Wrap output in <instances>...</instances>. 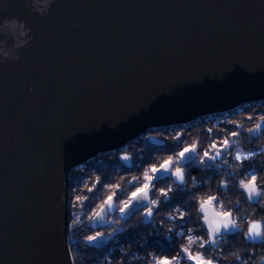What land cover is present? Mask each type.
Here are the masks:
<instances>
[{"label":"water","instance_id":"1","mask_svg":"<svg viewBox=\"0 0 264 264\" xmlns=\"http://www.w3.org/2000/svg\"><path fill=\"white\" fill-rule=\"evenodd\" d=\"M31 4L0 0V49L27 39L5 20L31 37L16 60L0 55V264H73L70 170L116 150L130 167L122 151L148 130L264 100V0H53L43 15Z\"/></svg>","mask_w":264,"mask_h":264},{"label":"trees","instance_id":"2","mask_svg":"<svg viewBox=\"0 0 264 264\" xmlns=\"http://www.w3.org/2000/svg\"><path fill=\"white\" fill-rule=\"evenodd\" d=\"M264 116V100L250 102L228 112L215 114L210 117H223L229 121L223 125L231 132L233 141L238 145L242 141L238 150L245 152L249 149L255 150L258 147H248L246 141L242 140L244 133L237 128L253 129L257 123H264L260 117ZM206 117H199L195 120H203ZM234 129V130H233ZM156 130H149L153 133ZM158 136L164 135V128L158 129ZM233 133H236L233 136ZM197 132L182 133V136H193ZM220 135L223 133L220 132ZM251 135L257 139L264 138V128L260 131H251ZM184 140L172 141L170 144L161 147H153L148 144L143 137L132 140L126 144L124 152L130 157V167H125L119 160V151L101 153L92 158L91 161L83 164L79 168L72 169L67 176V232L68 243L74 264H152V258L169 259L181 251L186 243L185 237L188 234L200 235L206 238L205 230L201 227V222L196 213L195 198L187 200L185 205L181 204V211H184L183 219L177 216L175 221H169L164 216L162 209L156 211L153 228L151 224L139 221L136 215L126 219H120L116 215H108V210L117 209L122 202L127 201L129 195L143 180V174L155 166L159 167L171 156L170 151L180 152ZM260 143L259 145H261ZM262 162L256 166L258 183L264 179V152ZM132 177H137V181L130 183ZM99 180V183L96 181ZM120 185L119 194L114 197L113 205L106 211L107 218L104 226H96L91 222L94 213L100 209L107 197L115 191L112 187ZM89 188L93 189L89 191ZM83 199L77 203L76 197ZM255 209L251 219H261L264 227V207L260 204L250 206ZM164 208V207H163ZM239 217V215H237ZM112 218V219H111ZM239 219V218H238ZM76 221L75 224L72 222ZM119 221V223H117ZM171 226V227H170ZM193 231L189 233L188 229ZM183 232V236L177 233ZM102 235L105 242L99 248L88 246L85 242L89 237ZM219 246L213 250L211 246L200 249L201 252L207 250L214 262L221 255H228L231 252L239 251L242 258L251 257L249 264H257L258 257L264 255V244L258 240H249L238 234L226 236L218 239ZM196 251L195 246L192 247ZM133 256L139 259H132ZM180 264H193L191 261L180 260ZM221 264H229L228 261H221Z\"/></svg>","mask_w":264,"mask_h":264},{"label":"flooded vegetation","instance_id":"3","mask_svg":"<svg viewBox=\"0 0 264 264\" xmlns=\"http://www.w3.org/2000/svg\"><path fill=\"white\" fill-rule=\"evenodd\" d=\"M237 108V107H236ZM222 114V113H221ZM229 120L224 119L223 117H209L204 118L203 120H193L191 122L181 124V125H174L164 127V135L158 136V129L153 131V133H145L140 137H143L144 140L148 142L149 145L155 147H161L166 144H170L172 141L177 140V137L180 139H188L184 140L183 144L181 145V151H183L184 147H189L192 145L197 146V151L191 154V159L187 162L188 164L184 163H174L172 168L169 169L166 177L160 180H153L150 182L152 187L149 192V199L156 200V205H150L153 209L152 216L149 217V220L145 224H151V228H153L156 211L158 209H162L164 212V216L167 220L175 221L177 216L183 219L180 216V213L175 211V209L187 202L189 199H194L196 202V213L200 222L202 221V215L199 211V201L197 197L201 194L212 195L215 194L217 199L213 201L212 206L214 210L224 211L230 210L235 216L239 215L243 212L247 215L248 210L252 209L250 206H256L258 204H248L246 197L241 195L242 189L238 188L239 180L245 178L246 176H250V174L255 173L257 175L256 166L262 162V153L264 152V138L257 139L251 135V131L249 129L237 128L238 131L245 134L242 137V140H245L248 147H258L259 149L255 150H247L242 152L238 150L241 147L242 141L238 143V145L233 141L232 136L227 134L231 132V130L222 127L221 125L225 126L224 124L227 123ZM254 129V128H253ZM234 130V129H233ZM187 132H197L196 135L191 136H182V133ZM222 132L223 134L220 135L219 133ZM152 135L157 139L163 141L162 145H153L148 141V137ZM176 138V139H175ZM175 139V140H174ZM227 139L230 142V147H223L222 142ZM262 143L261 145H259ZM215 144L217 145L216 149H213L211 146ZM216 150L221 151V155L216 157L215 159H209L203 155L204 152H209L211 155H214ZM237 151H240L244 154L247 153H255L251 159L241 161H236L234 159ZM125 153L124 151H122ZM120 153V151H119ZM171 158H175L177 153L170 151ZM119 155V154H118ZM188 155V154H186ZM169 159V158H168ZM167 159V160H168ZM226 161L227 163H225ZM239 165V167H236ZM175 167H183L184 168V175L186 183L180 184L176 178L172 175V171ZM154 177V173H152ZM192 177L196 178L197 186L195 188L191 187ZM221 179H224L227 182L226 190L220 184ZM258 182V180H257ZM144 180L140 182L138 186H142ZM259 184V183H258ZM169 185L172 187V191L168 192L167 196L161 193V189L167 191ZM137 186V187H138ZM135 191V189H134ZM131 195V194H130ZM129 195V197H130ZM128 197V198H129ZM239 198L240 206L237 208L235 201ZM128 200V199H127ZM231 201V202H230ZM144 204H148V201H144ZM223 203L224 207L221 208V204ZM121 205L117 209L108 210V215H116V217L120 219H126L131 217L133 214L136 215L139 221L143 222V218L146 215V208L135 209L129 217H125L123 213L120 211ZM164 207V208H163ZM180 211H181V207ZM184 212V211H182ZM171 214V215H170ZM107 213L101 220L102 223L106 222ZM112 219V218H111ZM237 223H241L240 219H237ZM202 224V223H201ZM247 224H244V228L238 231H234L232 234L223 235L218 237L217 239L224 238L226 236L238 234L240 236H244V231H246ZM205 230V229H204ZM206 232V231H205ZM245 237V236H244Z\"/></svg>","mask_w":264,"mask_h":264},{"label":"snow or ice","instance_id":"4","mask_svg":"<svg viewBox=\"0 0 264 264\" xmlns=\"http://www.w3.org/2000/svg\"><path fill=\"white\" fill-rule=\"evenodd\" d=\"M260 120L262 122H264V116H261ZM262 128H264V123H257L255 125V128L254 129H250V131H260ZM235 135H236V133H233V136H235ZM177 142L178 143L180 142V137H177ZM222 144H223V147H225V148L230 147V142L227 139H225L222 142ZM211 147L213 149H216L217 145L213 144ZM196 151H197V146L196 145H192V146H189V147H184L183 151H180L174 159L171 158V159L165 160L160 165L159 168L153 166L150 169V172L151 173H158L161 169H163L164 171H169V169L172 168L174 163L188 164L187 162L191 159V154L195 153ZM238 153H239V155H238ZM186 154H188V155H186ZM247 154L248 155H245L244 153H242L240 151H237L234 159L236 161H241V166H243L242 165L243 161L249 160V159L252 158L253 155H255V153H247ZM203 155L205 157L209 158V159H215L216 157H219L221 155V151L220 150H216L214 155H211L209 152L206 151V152L203 153ZM124 159L127 160L128 157L125 156ZM224 162L227 163L226 161H224ZM176 168L177 167H175L174 169H176ZM180 168L183 170L181 175H183L185 177L184 168L183 167H180ZM172 175H173V171H172ZM253 175H255V173L250 174V176H253ZM153 178L154 177L152 175H149L148 171H146L143 174V179H144L143 185L135 187V191L131 192V195L128 198V200L122 202L123 206L120 208V211L122 209V211H121L122 213H124L125 210H128V212L130 213L133 208H135V209L146 208L152 214L153 209H152V207L150 205H152L151 202L153 200L149 199V192H150V189L152 187L150 182L153 180ZM137 179H138L137 177H132L131 181H129V182L130 183H134L135 181H137ZM96 183H99V180H97ZM112 187L115 189V191H113V193L107 197V200L104 201V204L101 205L100 209L97 210L93 214L94 217L100 216L102 212L107 211L108 209H110L112 207L113 202H114V197H116L119 194L120 185H114ZM259 187L261 189H264V187H261L260 185H259ZM92 190L93 189L89 188V191H92ZM145 196H147V199L145 198ZM82 199H83L82 197L77 196L76 197L77 203H79ZM252 199H253V203L252 204H260V201L264 200V191L261 192L259 198L253 197ZM144 201H148V204H144L143 203ZM207 203L212 204L213 201H209ZM237 208H239L238 205H237ZM205 211H206V213L208 215V221L207 222L210 225L215 224L217 227H219V229H220L219 233L218 234H214L213 239L209 241L208 240V228L206 227V233H205L206 238H203L200 235H194L196 237H202L203 239H197L195 241V243H193L191 245V247L182 248L181 251L179 253H177L175 256L171 257V259H169L167 256H164L162 258L153 257L152 258V264H180V260L181 259H184L186 261H191V262H193V264H213L214 260L213 259L212 260L208 259L209 254H208L207 250L205 252H201L200 249H206V246H211V248L213 250H215V248L219 246V241H218L217 237H220L224 232H227V231H238V229L236 228L235 225H232V224H228V225L217 224L216 221L214 219H212V214L211 215L208 214L207 208L205 209ZM222 214L228 219L231 218V214L226 212V211H224ZM146 215H148V212H146ZM204 225H201V227L203 228ZM183 235H184V233H183ZM96 238L97 237L93 236V237H90L89 240H95ZM252 239L253 240L259 239V241L262 244H264V236H261L259 238L253 237ZM204 241H208V242L204 243ZM193 246H195L196 251L192 250ZM132 259H139V257L133 256ZM251 259H252L251 257L242 258L240 253L239 254H234V255H231V256L221 255L220 257H218L216 259L215 264H221V261H228L229 264H249V260H251Z\"/></svg>","mask_w":264,"mask_h":264},{"label":"clouds","instance_id":"5","mask_svg":"<svg viewBox=\"0 0 264 264\" xmlns=\"http://www.w3.org/2000/svg\"><path fill=\"white\" fill-rule=\"evenodd\" d=\"M52 2H53V0H43V6L40 7L41 0H32L31 10L36 11L42 15L46 14L48 12L49 7H50ZM26 6H27V3H26ZM4 28L7 31H10L14 37H17V30L18 29H19L18 37H27V39L16 38V42L13 45V47L7 51L0 49V55H2L3 57H6L8 59H11V60H16L18 58L16 55V49L23 47L25 44L28 43V40L31 39V37L29 36L30 29H26L24 26V23L19 22L16 18H13L11 20H5L4 21ZM238 155H239V153H238ZM245 155H248V154H245ZM169 159H171V157H169ZM236 167H239V165H236ZM182 171L183 170L180 167H177L176 169L173 170V176L176 178V180L180 184L186 183L185 177L183 175H181ZM257 180H258L257 175L246 176L245 178H242L239 180L238 188L243 190L241 192V195L246 197L248 204H252L253 203L252 198L253 197L259 198L261 192L264 191V189H261L259 187ZM260 183H264V179H261ZM220 184L226 190L227 182L224 179H221ZM196 186H197L196 178L192 177L191 187L195 188ZM172 190L173 189H172L171 185H169L167 191H165L164 189H161L160 191L163 195L167 196L168 192H171ZM145 198L147 199V196H145ZM197 199L199 201V211L204 213L202 219H203L204 224L208 228V240L210 241L213 239L214 234L219 233L220 229L215 224L210 225L207 222L208 221V215H207L205 209L212 206V204L207 203V202L216 200L217 196L215 194H212L209 196L205 193V194H201L199 197H197ZM151 203H152V205H156L157 201L153 200ZM235 203H236V206L237 205L240 206L239 198H237ZM260 205H261V207H264V200L260 201ZM223 207H224V205L222 203L221 208H223ZM121 211H122V209H121ZM175 211L179 212L180 216L183 217L184 212L180 211L179 207H177L175 209ZM224 211L231 214L230 219L226 218L222 214ZM224 211L213 210L212 219H214L217 224H223V225L232 224V225H235L238 230H241L244 228V224L246 223L247 224L246 231H244V233H243L246 238H248L249 240H253L252 239L253 237L259 238L261 236H264V227H262L261 219L249 218L255 212L254 208L248 210L247 215H245L243 212H241L239 217L235 216L230 210H224ZM146 212H148L147 216H149V217L152 216V214L149 210L146 209ZM238 218L241 220V223H237ZM72 223L75 224L76 221H73ZM117 223H119V221H117ZM188 231H189V233H191L193 231V229L189 228ZM177 234L179 236H183V232H178ZM185 239H186V243L182 246L183 248L191 247V245L193 243H195V241L197 239H203V238L202 237H196L194 235L189 234L185 237ZM207 242L208 241H204V243H207ZM234 254H239V251L231 252L226 256H231ZM208 259L212 260V257L209 256ZM213 264H215L214 261H213ZM257 264H264V255H261L258 257Z\"/></svg>","mask_w":264,"mask_h":264},{"label":"rangeland","instance_id":"6","mask_svg":"<svg viewBox=\"0 0 264 264\" xmlns=\"http://www.w3.org/2000/svg\"><path fill=\"white\" fill-rule=\"evenodd\" d=\"M146 133H148V132H146ZM143 135H145V134H143ZM176 139V138H175ZM174 139V140H175ZM160 167V166H159ZM158 167V168H159ZM149 175H152V173L151 172H149ZM144 180V179H143ZM66 198H67V189H66ZM94 218V217H93ZM92 218V219H93ZM67 220H68V214H67ZM97 236H102V235H97ZM97 236H95V237H97ZM104 237V236H103ZM105 238V237H104ZM89 240V239H88ZM258 240V239H257ZM256 241V240H255ZM68 245H69V243H68ZM69 250H70V247H69ZM70 254H71V251H70ZM71 257H72V254H71ZM72 260H73V258H72ZM74 264V263H73Z\"/></svg>","mask_w":264,"mask_h":264},{"label":"bare ground","instance_id":"7","mask_svg":"<svg viewBox=\"0 0 264 264\" xmlns=\"http://www.w3.org/2000/svg\"><path fill=\"white\" fill-rule=\"evenodd\" d=\"M150 130H152V129H150ZM148 131H149V130H148ZM148 131H147V132H148ZM69 172H70V171H69ZM69 172H68V173H69ZM67 176H68V175H67Z\"/></svg>","mask_w":264,"mask_h":264}]
</instances>
